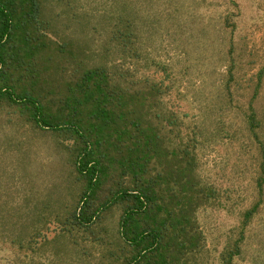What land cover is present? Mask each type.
I'll return each instance as SVG.
<instances>
[{"label": "rangeland", "instance_id": "rangeland-1", "mask_svg": "<svg viewBox=\"0 0 264 264\" xmlns=\"http://www.w3.org/2000/svg\"><path fill=\"white\" fill-rule=\"evenodd\" d=\"M67 2L51 0L48 15L97 55L114 13L131 19L141 58L109 48L104 60L131 87L160 86L155 124L170 146L194 149L199 179L216 190L185 264H264V0ZM62 144L0 106V264H125L121 208L88 230L56 223L81 190Z\"/></svg>", "mask_w": 264, "mask_h": 264}, {"label": "trees", "instance_id": "trees-1", "mask_svg": "<svg viewBox=\"0 0 264 264\" xmlns=\"http://www.w3.org/2000/svg\"><path fill=\"white\" fill-rule=\"evenodd\" d=\"M50 3L0 0V106L54 133L69 154L79 202L56 223L88 230L119 207L125 264H185L203 243L198 211L217 193L199 179L194 149L170 146L155 124L160 86L131 87L128 73L104 60L109 48L141 58L131 19L114 13L97 55L59 30Z\"/></svg>", "mask_w": 264, "mask_h": 264}]
</instances>
